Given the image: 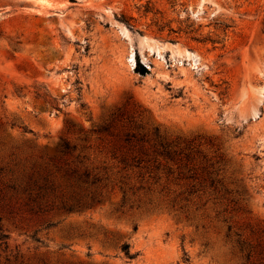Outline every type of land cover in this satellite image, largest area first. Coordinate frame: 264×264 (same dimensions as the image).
Instances as JSON below:
<instances>
[{
	"label": "rangeland",
	"instance_id": "obj_1",
	"mask_svg": "<svg viewBox=\"0 0 264 264\" xmlns=\"http://www.w3.org/2000/svg\"><path fill=\"white\" fill-rule=\"evenodd\" d=\"M0 230V264H264V0H0Z\"/></svg>",
	"mask_w": 264,
	"mask_h": 264
},
{
	"label": "trees",
	"instance_id": "obj_2",
	"mask_svg": "<svg viewBox=\"0 0 264 264\" xmlns=\"http://www.w3.org/2000/svg\"><path fill=\"white\" fill-rule=\"evenodd\" d=\"M125 23L133 27L132 24L128 23L127 21H125ZM169 30L170 32L174 31L172 30V28H170ZM158 31L159 32L163 31L162 26L158 27ZM194 39H198V38L195 37ZM136 70L141 74H144L145 72H147V69L141 64H138L136 66ZM37 95L39 94L37 93ZM133 137L134 136L132 134H126L124 139L128 143L127 144L128 147L126 149H122L121 151H119V153H116V152L113 153L114 157L118 159V161L122 164L123 168L130 167V168L138 169L139 172H141L142 170H146L149 172L151 171L149 168L150 162H154V167L157 168L159 165V162H158L159 157H163L167 160H175V159H179L180 161L182 160L180 157V154L183 151L180 148L178 150L176 148H173L169 141H165V142L160 141L161 147L148 150L142 144H139L138 146L133 145L132 144V142H134ZM157 137L159 138V135ZM143 140H145L143 136H139L136 138V141H143ZM189 145L190 144H187L188 147ZM65 149L69 150L71 149V147L67 143H65ZM184 157L186 161L191 160V150L185 152ZM181 163H184V162H181ZM185 165L186 164L184 163L183 166ZM89 173L90 172L88 170L84 171L85 176H88ZM200 175L202 174H198L193 166H188L187 171L183 172L182 177L196 179ZM153 177H156V176L153 175ZM202 179H204V177H202ZM206 180H208L211 185H215L217 182L220 181L219 178L212 176V172L208 173ZM121 189L123 193V198H125L127 190L124 185L121 186ZM4 237H5V234H3V232L0 230V239H3ZM122 250L130 258L134 257L137 254L136 252L130 251V246H129V243L127 242L122 244Z\"/></svg>",
	"mask_w": 264,
	"mask_h": 264
}]
</instances>
